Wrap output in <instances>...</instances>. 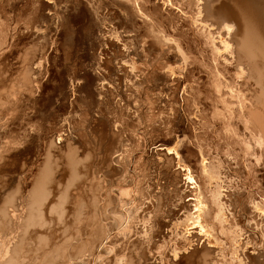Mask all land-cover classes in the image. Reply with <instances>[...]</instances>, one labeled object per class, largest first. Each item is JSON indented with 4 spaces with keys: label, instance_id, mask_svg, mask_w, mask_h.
Returning <instances> with one entry per match:
<instances>
[{
    "label": "bare ground",
    "instance_id": "bare-ground-1",
    "mask_svg": "<svg viewBox=\"0 0 264 264\" xmlns=\"http://www.w3.org/2000/svg\"><path fill=\"white\" fill-rule=\"evenodd\" d=\"M45 1H36L38 6L34 9V13L32 12L34 10L31 11L30 9V12L34 14L32 16L35 17V20L33 19L35 22L32 23L31 32L28 31L29 33H26L28 34L27 39L30 40L32 38V42L29 45L32 43L33 46L27 49L24 46L25 42L24 45H20L22 34L20 35V33L16 32L18 36H16L17 44H14V49L5 52L8 45L6 48L3 46L5 50L2 47L3 53H0V108L2 106L1 109H3L4 105L7 106L11 117H15L20 111L18 109L20 108V100L22 105H24L23 107H25L24 109L32 108L33 110L31 109V111L35 113L36 108L41 106L43 102L45 103L47 95H51L48 92L49 83L56 80L58 82L59 79L58 75L56 76L57 72L55 69V72L53 69L48 70L50 66L48 68L45 67V70H42L43 72L40 70L43 61L55 62L56 60H53L55 58L53 53H47L46 43L49 44L48 42L50 41L47 40V34L45 36L38 35L39 37L36 38L37 33L33 32V29L43 31L44 26L47 25L45 29L51 30L49 24L56 25L55 27L60 29L66 28V31H69L68 40L73 41L75 39L72 35L74 34L73 27L79 26L78 23L81 24V22L85 21L87 23L83 25L87 26L89 23L91 25L89 26L90 36L93 39L95 37L91 45V47L93 46L92 49L109 45L110 48L115 49V51L113 50L115 55H113V58L111 57V62L108 61L109 58L107 57L105 64L90 65L89 70L84 71V75L79 74L77 70L75 71L72 68L74 72L71 71V75L69 74V81L74 83L76 80L81 79L83 84L75 86L72 90V92H77L79 96L72 102L73 106L70 112H68V108L71 107H69V104L62 103L56 108L57 115H55V119H58L57 125L61 126L58 128L53 126L56 129H49L47 134L42 132L45 133V136H40V133L36 134L40 136L39 139L34 134L32 135L33 132H29L27 134L23 133V139L20 140V137H13V131L12 137L11 135V138L9 137L10 140L14 138L13 141H3L5 144L3 143V146L1 145L2 148L0 147V264H18L20 262V254L25 249V244L29 242L35 244L37 249L41 251L53 247L52 245L55 244V250L53 251V248L50 250L51 252H47L48 255L46 254V256H48V259L46 260L49 264H58L57 258L66 251L65 249L63 250V246H59L60 243L58 244L59 239L61 240L62 238H64V242H68L73 238L80 242L75 247V252L73 251L74 259L78 264L92 263L82 258L85 255L84 253L88 251L93 252V255H90L94 262L92 264H102L97 263V259H103L105 262L107 260V264H152L151 261L155 255H158V257L154 259L159 262L156 263L155 261L154 264H264V0H162L164 1L162 5H156L154 3L155 0H67L66 3H70L71 6H64L63 12L56 9L57 3H62L63 0L62 2L59 0L53 6ZM15 2L16 0H14ZM165 2L171 3L172 7L173 5L174 7L178 6V9L186 16H183L180 12H175V10L173 11L172 8L169 10V7L168 11L164 12ZM10 4L12 3L10 2L7 6H14ZM19 7L20 5L16 8L19 10ZM108 7L118 8L119 12L117 14L119 13L120 16H118L126 24L125 29L128 26L127 24L137 25L136 19H141L142 24L138 23L140 30L147 31L149 34L146 35V38L149 35V38H151V42L149 41L150 45H148V47L150 46L149 50L155 55L157 53L162 56V58L160 57L161 60L159 59L161 61L159 62L160 66L157 60H154L157 62L155 64H158L157 70L153 68L151 73L146 71V75L149 76V73L151 74L150 77L146 76V79L150 80L151 78V83H153L149 90L160 91L161 93L166 91L167 93L169 89L166 87H170L168 84L177 82L175 91H172V96H168L170 100L167 102L169 112H173L170 116H174L173 119L165 121L166 124L171 123L170 125H172L170 133L168 132L171 137L162 139L163 146L167 149L163 152L151 150V145L155 146L157 142L154 144L146 143L144 149L141 150L140 156H137L139 163L141 162L145 166L144 169L157 170L161 168L164 184L151 185L149 180L141 181L142 184L135 186V191L133 192L139 194L134 195L133 201H129L128 197L125 199L122 195V191L125 190V187L122 186L123 181L127 177H124L121 173L125 164L123 165L124 162L120 163V157L124 161L127 160L123 156L126 153L123 149L125 146V138H123L124 135L122 134L124 130L118 129L116 127L118 119L116 118V121L110 119L106 115L107 113L104 112L105 109L101 111L100 106L103 105L107 110L109 103L114 100V98H112L113 100L110 99L109 96L111 95L112 97L113 95L115 98L119 96V93L116 95L118 87L110 90L104 84L105 81H108V84H113L114 81L112 82L111 74L115 73V71H125L123 79L133 81L137 78L135 73L137 67L132 63L129 68L120 70L117 67L118 64H114L116 60L120 59L119 62H123V60H127L129 56H133L135 53L133 55L126 53L125 55L119 51L120 47L116 44L118 42L111 43L108 40L105 42L98 35L99 32L103 33L102 26L106 25L105 22L108 21L107 16L102 15L104 14V9ZM4 9L7 10L6 8ZM51 10L55 11L54 15H51L52 17L46 14L47 11L51 12ZM11 13L13 14V12ZM18 13L15 11L14 14ZM10 16L4 13L3 17V14L0 13V36L2 37L5 36L3 34H8L7 31L9 29L15 27L12 26V21L14 20L15 22V19L20 18L12 19L13 17ZM33 20L30 19V22ZM111 20L109 21L112 23L113 20ZM180 21H183L182 26L177 27L180 25L178 24ZM165 23H169L168 25L171 27L174 26L178 31L182 27H186L187 32L184 31L182 35L180 33L177 34H180L181 37L183 36L188 41L178 38L174 33L170 34L168 31L161 30L159 27H163ZM139 27L137 28L139 29ZM117 28L119 29V26ZM12 30L10 31L12 32ZM18 30L22 29L15 28L13 33L15 34V31ZM117 30L114 29L113 34H116ZM54 36L55 33L53 34V40ZM42 38L46 42L45 44L43 42L39 44ZM57 38L60 39V37ZM119 38V36L115 37L116 40ZM2 39L0 40L3 41ZM120 39H122V36ZM62 41L63 43L65 42L64 39ZM122 41H126V39ZM192 43L201 46V51L199 52H202L201 56L204 59L202 64H208L207 67L211 70L210 75L213 83L211 97L213 104L210 107L214 118L221 127L218 130L220 131V138L224 136L225 139H231L233 144L240 147V150L237 148L239 150L237 157L242 160L239 173L244 176V179L237 182L244 185V188L245 185H248L249 188H245V190L252 189V193L246 198L238 191L239 183L235 182L238 185H234L231 178L233 170L228 174L231 169L225 166L227 163L224 158L220 155L216 157L215 152L210 151L211 149L209 151L208 149L203 150L200 144L196 145L197 151H194L189 148V142L180 141L179 137L175 136L178 133L182 134L183 131L181 129L186 120L181 115L183 111L181 112V109L176 108L175 104L186 103L184 106L187 108V112H189L191 107L198 106L197 100L199 99L196 95H199V88L193 87L191 90H194V92H190V95L192 94L191 97L183 98V102L179 95L184 84L190 82L189 76L191 73H188V75L187 72L191 69L188 70L187 68L194 63L195 58L191 62V56L196 53L193 52L191 54ZM134 44L136 46L135 42ZM49 45L51 46L52 44ZM59 45L57 46L59 47ZM20 46L21 48L24 47L22 50H25L22 51ZM50 46L49 48H51ZM53 48H56V46ZM72 49L75 48H71V54ZM20 51L24 53L22 54ZM58 54L60 55V53ZM108 54L110 56V53ZM139 54H142V52ZM101 55L104 56V54ZM105 55L107 54L105 53ZM65 57L63 56V58ZM153 57L154 55L151 56V58ZM59 58L62 59V56ZM72 59L67 61L71 62ZM67 61L65 62L67 63ZM137 62H140L138 58ZM62 63L64 64V62ZM110 63L113 65H110ZM145 63L147 62L145 61ZM2 64L8 65L4 66ZM9 64L12 65L9 66ZM48 64L50 65V63ZM74 64H77V62ZM177 64H180L184 71L187 69V72L184 73L179 68L174 67ZM35 65H38V67L34 69ZM119 67L121 68L122 66ZM159 70L165 71V74H159ZM176 74H183L185 78L173 80L172 76ZM117 76L119 75L117 74ZM45 78H47L46 81H44ZM70 82L69 84L72 86L73 84ZM57 84L62 85V88L65 87V89L70 86L67 84V79L66 83L62 81V83ZM114 85L117 84L115 83ZM53 87L52 90L54 91ZM120 88L122 89V86ZM74 97L72 96V98ZM50 98L49 102L51 101L53 104L55 100L52 102L53 98ZM128 104L130 105V103ZM46 107L48 106L46 105ZM43 109H41V112ZM28 111L26 112L27 114L29 113ZM46 111L48 112V110ZM45 112H42L41 115L44 116L43 113ZM199 112L201 113V111ZM20 113L18 118L25 114L21 113L22 115L20 116ZM116 115L118 116V114ZM34 118L36 119V117ZM20 120H17L19 125L22 123ZM0 125H4L3 128L7 126L5 121L2 123L1 112ZM15 125L19 127L18 124ZM37 125L33 129L36 133L40 131L39 127L41 126L38 125L39 127H37ZM42 126L44 127V124ZM3 128L1 129L3 130ZM122 128L124 127L122 126ZM27 130L25 129V131ZM183 130L182 136L188 133L187 128ZM62 132H66L67 136H64ZM40 139L42 140L41 148L38 147L39 149L36 151L31 144L35 140L38 141ZM35 145H38V143ZM173 149L176 152L174 155H170L169 153ZM228 151L229 156L234 152V150ZM42 153H44L43 162H41ZM180 154L181 156L178 157ZM233 155H236V153ZM158 156L162 157L163 160L158 161L156 158ZM206 159L218 160L219 164L213 162L207 164L205 163ZM179 165L187 168V173H184L180 168L177 169ZM233 174H236L239 179L238 173ZM66 176H69L67 183L64 181ZM194 179L198 180V186L195 189H189L194 183L188 181ZM124 182L127 183L126 181ZM225 188L229 193H225ZM233 189H235L233 192L230 191ZM245 190L243 191L245 192ZM115 192H118V194H115ZM190 197H193L194 201L188 203L186 200ZM26 208L28 212L22 211L26 215L22 214L23 218H21L20 211ZM169 209H173L172 213H169ZM53 214H56L57 217L52 219L50 217ZM60 225L63 228L62 226L61 228H55ZM191 227H195L196 233L192 231ZM160 228L164 232L160 233L165 234V237L157 242L155 234ZM191 231L195 234H191ZM20 232H22V235H20ZM157 233L159 238V232ZM167 237L169 238L165 239L167 241L162 240ZM195 241L197 242L196 246L194 245ZM211 244H214L216 248L212 247ZM32 250L34 251L35 249ZM30 252L28 250L27 253ZM34 252L36 253V251ZM110 255L111 257H107ZM23 256L25 255L23 254ZM23 256L21 255V257ZM33 256L31 255L30 258Z\"/></svg>",
    "mask_w": 264,
    "mask_h": 264
},
{
    "label": "rangeland",
    "instance_id": "rangeland-1",
    "mask_svg": "<svg viewBox=\"0 0 264 264\" xmlns=\"http://www.w3.org/2000/svg\"><path fill=\"white\" fill-rule=\"evenodd\" d=\"M33 1V2H32ZM36 1H38V0H30L29 2H28V0L26 1V0H16V2L14 3V0H0V7H1V9H0V13L1 14H3V17H4V13H5V15H6V13H7V15L8 16H10L12 13L11 12H13V14L10 16V17H13L12 19H15V18H18V17H20V18H18V19H15V22H14V20L12 21L13 23H12V26H15V27H12L11 29H9L8 31H10V30H15V28H17V29H22V30H18V31H15V34L13 33L14 31L12 30V32L10 31V32H8L7 31V33L8 34H6L5 33V31H4V33L5 34H3V35H5L4 37H2V36H0V39H2L3 41H1L0 42V50L2 51H0V53H3V48L5 47H7V45H8V47H7V49H6V51L5 52H7V50H9L10 51V49L12 50V49H14V47H15V45L14 44H17L16 43V36H18L17 35V33L19 34L20 33V35H21V37H20V45H24V42H25V48H27V49H29V48H31L33 45H32V43H31V45H29L30 44V42H32V38L29 40V39H27L28 38V34L26 33V32H31V30H32V26H33V24L32 23H34L35 21V17H33L34 16V14H32V12L34 13L35 12V10L34 9H36L37 8V6H38V4H37V2ZM45 1V0H44ZM50 1H52V0H46L45 2L46 3H49L51 6H53V5H55L57 2H59V0H54V1H52V2H50ZM66 1L67 0H63V2H62V0H60V2H62V3H57V6H56V9H57V11H61L62 10V12L64 11V8L66 7V6H71V4L70 3H66ZM71 1V0H70ZM72 1H74V0H72ZM106 1V0H105ZM141 1V0H140ZM161 1V2H160ZM159 2H158V0H155V4L156 5H162L163 4V2L164 1H162V0H160ZM12 3L14 6L12 7V6H9L10 8H11V10H9L10 8L7 6L9 3ZM18 2V3H17ZM30 2H32V3H30ZM36 2V3H35ZM4 3H7V4H4ZM17 3V4H16ZM27 3V4H26ZM52 3V4H51ZM54 3V4H53ZM158 3V4H157ZM4 4V5H3ZM12 4H10V5H12ZM16 4V5H15ZM29 4V5H28ZM31 4H33V5H31ZM35 4V5H34ZM165 4V8H163V11L164 12H167L168 11V7H169V10H171V8H172V10L174 11L175 10V12H180V13H182L181 11H180V9H178V6H176V7H174V5H173V7H172V4L171 3H164ZM3 5V6H2ZM18 5H20V7H19V10H18V8H16V7H18ZM27 5V6H26ZM61 5V6H60ZM171 5V6H170ZM24 6H26V7H24ZM28 6H29V8H28ZM34 8H33V7ZM65 6V7H64ZM3 7V8H2ZM4 8H6L7 10H5ZM9 8V9H8ZM12 8H14L13 10H15V11H17V13L20 11V13H18V14H14L15 13V11H13L12 10ZM28 8V9H27ZM115 8H117V7H108V8H105L104 9V11H103V13L104 14H102V15H106L107 16V19H108V21H106L105 22V24L106 25H103L102 26V28H103V33H98V35L101 37V39H103L105 42H107V40H108V42H118V43H116V44H118V47H120V49H119V51L121 52V53H124L125 55H126V53L127 54H129V55H133L134 53V55L133 56H129L128 58H127V60H123V62L122 61H120L119 62V60H116V62L114 63V64H118V68L121 70L122 68H129L130 66H131V64L132 63H134L135 65H136V67H137V69L135 70V73H136V75H137V78L136 79H134L133 81H129V79H123V74H124V72L125 71H115V73L113 72L112 74H111V76H112V82H113V84L112 83H109L108 84V81H105L104 82V84L105 85H107V87H108V89H110V90H113V89H115V87H118V92L116 93V95L119 93V96H117L116 98L115 97H113V95H112V97H111V95L109 96V98L110 99H112V98H114V100L112 101L113 102V106L111 105V103H109V106H108V109L106 110V108L103 106V105H101L100 106V108H101V111H103L104 109V112L105 113H107L106 115L110 118V119H113V120H117V123H116V127L118 128V129H120V130H124L123 131V138H125L124 140H125V146H124V150L126 151V153L123 155L125 158H127V162L126 161H124L123 159H122V157H120V159H121V164L123 163V165L126 167H124V169L122 168V171H121V173H122V175H124V177H126V179L124 178V181H126L127 183H125L124 181H123V187H125L124 189V191H122V195L124 196V198L126 199L127 197L129 198V201H133V199H134V195L135 194H139V193H137V192H133V191H135L134 189H135V186H138V185H140V184H142V182L143 181H148L149 180V182L151 183V185H160V184H164V181H163V174H162V171H161V168H159V169H154V170H151V169H144L145 168V166L144 165H142L141 164V162L139 163V160H138V158H137V156H140V154L142 153L141 152V150L142 149H144V145L146 144V143H150V144H154V143H156L157 142V144H155V146L154 145H151V150H158V151H165L167 148L165 147V146H163V142H162V139H165L166 137L167 138H170L171 137V134L169 135L168 134V132L170 133V131H171V129H172V125H170L171 123H167L166 124V120H168V119H173L174 118V116L173 117H171L170 116V114H172L173 112H169V110H168V108H167V102L170 100L169 99V97L168 96H172L171 94H172V91H175V87L177 86V82H170L168 85H170V87L168 86V87H166V88H168L169 90L167 91V93H166V91H164L163 93H161L160 91H151V90H149V88L150 87H152V85H153V83H151L152 82V79L150 78V80L148 79H146V76H148V75H146V71H150V73L153 71V68L154 69H156L157 70V67H158V64H159V62H161L160 60H161V58H162V56H159V54H157L156 53V55H155V53H153L152 51H150L149 50V47H148V45H150V42H151V38H149V36H147V38H146V35H148L149 33H147V31L145 32V30H140V27L138 26V23L139 24H142L141 22V19H139V18H137L136 19V22H137V25L135 24L134 26L133 25H130V24H127L128 26H126V29H125V25L126 24H124V22L122 21V19L119 17L120 15H119V13L117 14V12H119V10H118V8L117 9H115ZM176 8V9H175ZM3 9V10H2ZM17 9V10H16ZM30 9H31V11L32 10H34V11H32V12H30ZM114 9V10H113ZM5 10V11H4ZM118 10V11H117ZM177 10V11H176ZM1 11H3V12H1ZM7 11V12H6ZM22 11V12H21ZM27 11H28V14H27ZM53 11V12H52ZM110 12V13H109ZM112 12V13H111ZM115 12V13H114ZM25 13V14H24ZM30 13H31V15H30ZM54 13H55V11L54 10H51V12L50 11H47V15H49L50 17H52L53 15H54ZM117 14V15H116ZM15 17H14V16ZM18 15H20V16H18ZM30 15V16H29ZM33 15V16H32ZM52 15V16H51ZM113 15V16H112ZM119 15V16H118ZM122 15V14H121ZM182 15L184 16L185 14L184 13H182ZM17 16V17H16ZM27 16H28V19H27ZM112 16V17H111ZM186 16V15H185ZM188 16V15H187ZM30 17V18H29ZM32 17V18H31ZM113 17H114V19H113ZM111 18H112V20H111ZM30 19L31 20H33V21H31L30 22ZM117 19V20H116ZM120 19H121V21H120ZM143 19H146V18H143ZM27 20H29L28 22H27ZM109 20H111L112 21V23L109 21ZM139 20V21H138ZM183 20V19H182ZM16 21H17V23H16ZM120 21V22H119ZM117 22V23H116ZM123 22V23H122ZM31 23V24H30ZM87 22H81V24L80 23H78V25L79 26H74L73 27V31H74V34H72L73 36H74V38L75 39H73V41L71 40V41H69L68 40V33H69V31H66V28L64 29V28H57V27H55L56 25H52V24H49L50 25V28H51V30H46L45 29V27L47 26V25H45L44 26V28H43V31L42 30H40V31H36V29H33V32L35 31V33H37V35H36V38L37 37H39L40 35L41 36H45L46 34V37L48 38L47 40L49 41L48 43L49 44H52L51 46L49 45V44H47L44 40H43V38L42 39H40L41 41L39 42V44L40 43H46V50L48 49V54L49 53H53L54 54V61L56 62H53V61H51V62H48V61H43V64H42V66H41V71L43 70H45V67H49L48 68V70H52L53 69V71L55 72V70H56V72L58 73H56V76L58 75V82H56V81H52L51 83H49V85H48V87H50L49 88V90H48V92H49V94H51V95H47V99H46V101H45V103L43 102V104H44V106H43V104L41 105V106H39V107H37L36 108V112H35V109H34V112L36 113H33L32 111H31V109L32 108H30V109H24L25 107H23L24 105H22V101L20 100V108H18L20 111H21V113H25L24 115H22L21 113H20V111L16 114L17 115V118H18V115H19V113H20V116L22 115V117H20V118H16V115H15V113H14V115H15V117H11V114H10V112L7 110L8 109V107L7 106H3V109H1L2 108V106H1V110H0V112H1V114H2V123L5 121V123H6V127L5 128H3L4 127V125H0V126H2L1 128H3V130L0 128V138L4 135V137H2L1 139H0V147L2 148V146H3V143L4 142H11V141H13V139L12 140H10V138L12 137V134H13V131H14V134H13V137L15 136H17V137H20V140L21 139H23V136L22 135H24V134H27V133H32V135L34 134L35 135V137H38V139H39V137L40 136H42V135H44L45 136V133L47 134L49 131V129H54L55 127H59V126H61V125H57V123H58V119L56 118L55 119V115H57L56 114V108L57 107H59L62 103L63 104H69V107L70 108H68V112H70L71 111V108H72V102H74L75 100H76V98L79 96V94L77 93V92H72V90L74 89V87L75 86H80V85H82L83 84V80H81V79H79V80H76L74 83H71L70 81H69V76L71 75V73L72 72H74V70L76 71L77 70V72H79V74H81V75H84V71L85 70H89V66L90 65H92V64H98V63H100V64H105L106 62H107V59H108V61L109 62H111V60H112V58H113V55H115L114 54V51H115V49L114 48H110L109 47V45H103V46H101L100 48H97V47H95L94 49H92V47H91V45L93 44V40L95 39V37H94V39L90 36V33H89V26H91V25H89V23L87 24V26L85 25H83V24H86ZM121 23V24H120ZM182 23H183V21H180L178 24H180L179 26H177V27H181L182 26ZM16 24V25H15ZM24 24V25H23ZM115 24V25H114ZM120 24V25H119ZM169 23H165L164 24V26L166 25V27H159L161 30H165V31H168V33H170V34H172V33H174V35L175 36H178V38H182V39H185L186 41H188L186 38H184L183 36L181 37V35L183 34V32L184 31H186L187 32V28L185 27V28H183L182 27V29H183V31H182V29L180 30L179 29V31L178 30H176V28H174V26H169L168 25ZM177 24V25H178ZM26 25H28L27 26V28H25L26 27ZM29 25H30V27H29ZM109 25V26H108ZM111 25V26H110ZM124 25V26H123ZM17 26V27H16ZM84 26V27H83ZM116 26V27H115ZM119 26V29L117 28ZM122 26V27H121ZM167 26H168V28H167ZM20 27V28H19ZM76 27V28H75ZM86 27V28H85ZM107 27V28H106ZM109 27V28H108ZM137 27H139V29L137 28ZM171 27V28H170ZM29 28V29H28ZM82 28V29H81ZM163 28V29H162ZM167 28V29H166ZM27 31H26V30ZM77 29V30H76ZM81 29V30H80ZM117 30V33L116 34H113V30ZM129 29H130V31H129ZM169 29V30H168ZM172 29V30H171ZM54 30H56V31H54ZM138 30H140V31H138ZM50 31H52V32H50ZM62 33H61V32ZM78 31V32H77ZM106 31V32H105ZM109 31V32H108ZM132 31V32H131ZM143 31V32H142ZM171 31V32H170ZM175 31H178V32H175ZM1 32V31H0ZM17 32V33H16ZM28 32V33H29ZM49 32V33H48ZM64 32H65V34H64ZM77 32V33H76ZM182 32V33H181ZM26 35H25V34ZM39 33V34H38ZM41 33V34H40ZM55 33V36H54V40H53V34ZM73 33V32H72ZM76 33V34H75ZM81 35H80V34ZM111 33V34H110ZM115 33V32H114ZM131 33V34H130ZM146 33V34H145ZM167 33V32H166ZM177 33H180V34H176ZM1 34V33H0ZM12 34V35H11ZM51 34V35H50ZM59 34V35H58ZM61 34V35H60ZM67 34V35H66ZM125 34V35H124ZM144 34V35H143ZM8 35H9V37H8ZM14 35V36H13ZM24 35H25V37H24ZM39 35V36H38ZM62 35H64V36H62ZM77 37H76V36ZM83 35V36H82ZM89 35V36H88ZM102 35V36H101ZM110 35V36H109ZM137 35V36H136ZM141 35V36H140ZM23 36V37H22ZM27 36V37H26ZM73 36H71V37H73ZM116 36H119L120 38H121V36H122V39H115V37ZM130 36V37H129ZM133 36V37H132ZM140 36V37H139ZM145 38H144V37ZM2 37V38H1ZM57 37H60V39L59 38H57ZM132 37V38H131ZM136 39H135V38ZM141 37H143V38H141ZM25 38V39H24ZM34 38H35V36H34ZM57 38V39H56ZM79 38V39H78ZM91 38H92V40H91ZM149 38V39H148ZM8 39V40H7ZM12 39V40H11ZM56 39V40H55ZM59 39V40H58ZM64 39V41L66 42H64L63 43V40ZM66 39V40H65ZM76 39H78V41H76ZM126 39V41H122V40H125ZM132 39V40H131ZM142 39V40H141ZM22 40H23V42H22ZM35 40V39H34ZM76 42H75V41ZM82 40V41H81ZM87 40V41H86ZM111 40V41H110ZM141 40V41H140ZM18 41V40H17ZM54 41V42H53ZM61 41V43H59ZM130 41V42H129ZM150 41V42H149ZM7 42V43H6ZM28 42V43H27ZM51 42V43H50ZM57 42V43H56ZM74 42V43H73ZM122 42V43H121ZM125 43V45H124V43ZM134 42L136 43V46H138L137 48H136V46H135V44H134ZM144 42V43H143ZM5 43V44H4ZM13 45H12V44ZM34 43H35V41H34ZM90 43V44H89ZM139 43V44H138ZM143 43V44H142ZM149 43V44H148ZM56 44V45H55ZM60 44V45H59ZM65 46V48H64V46ZM77 44V45H76ZM122 46H120V45ZM128 44V45H127ZM131 44V45H130ZM133 44V45H132ZM6 45V46H5ZM57 45H59V47L57 46ZM63 47H62V46ZM70 45V46H69ZM4 46V47H3ZM14 46V47H13ZM27 46V47H26ZM29 46V47H28ZM49 46L51 47V48H49ZM54 46H56V48H53ZM67 46V47H66ZM74 46V47H73ZM76 46V47H75ZM130 46H132V47H130ZM140 46V47H139ZM197 46V47H196ZM3 47V48H2ZM13 47V48H12ZM58 47V48H57ZM75 48V49H72L73 51H74V53H73V51H72V54H71V48ZM105 47V48H104ZM134 47V48H133ZM146 47V48H145ZM5 48H4V50H5ZM22 48H24V47H22ZM22 48H21V46H20V49L22 50ZM104 48V49H103ZM141 48V49H140ZM146 49V51H145V49ZM148 48V49H147ZM194 48V49H193ZM196 48H197V50H196ZM53 49V50H52ZM59 49H64L63 51H61V50H59ZM101 49V50H100ZM107 49H108V51H107ZM110 49V50H109ZM136 49V50H135ZM140 49V50H139ZM25 50V49H24ZM24 50H22V51H24ZM50 50V51H49ZM68 50V51H67ZM69 50H70V52H69ZM89 50V51H88ZM112 50V51H111ZM114 50V51H113ZM126 50H128L127 52H126ZM145 52H144V51ZM193 50V51H192ZM22 51H20L22 54L24 53V52H22ZM27 51V50H26ZM55 51V52H54ZM60 51V52H59ZM94 51V52H93ZM103 51V52H102ZM104 51H106V52H104ZM136 51V52H135ZM148 51V52H147ZM199 51H201V46H198V44H195V43H192L191 44V54H193V52H196L195 54H194V56H191L192 57V59H191V62L192 61H194L193 59L195 58V61H194V63H192V65L190 64L189 65V67L187 68L188 70H190L189 72H187V69L184 71V68H181V65L180 64H177V65H175L174 67H176V68H179V70H181V71H183L184 73H186L187 72V74L189 73H191V75L189 76V79H190V82H187L186 84H184V86H183V88H182V91H180V93H179V95L181 96V100H182V102H183V98H187V97H191V95H190V92H194V90H191L193 87H195V88H199V95L197 94L196 96H197V98L200 100H197V103H198V106H196L197 107V109H196V107H191L190 108V110H189V112H187V108H185V106L184 105H186V103H184L183 102V104L181 103L180 105L179 104H175V107L176 108H178L179 110L181 109V112L183 111V113L181 114V115H183V117H184V119H186L185 120V124H183V128L181 129V131H183L184 132V130L183 129H186L187 128V130H188V133L187 134H184L183 136H182V134H183V132H182V134H180V133H178V134H176L175 136H178L179 137V139H180V141H186V142H189L188 143V146H189V148L190 149H192V150H194V151H197V146L196 145H201V147H202V149L203 150H207L208 149V151L210 150V151H214L215 152V155H216V157H218V155H220L222 158H224V160L226 161V163L228 164H226L225 166L226 167H230V169L231 170H229V172H228V174H230L231 172H232V170H233V172L231 173V175L232 176H234V177H232L231 175V178H232V180H233V183H234V185L235 186H237L238 184H236L235 182H237V181H239V180H242V179H244V176L242 175V174H240L239 172H240V163H242L241 161V159H240V157H237V153H239V150H240V147L239 146H237L236 144H233L231 141V139H225L224 138V136H222L221 138H220V131H218V130H220V126H219V123H218V121L214 118V116H213V113H212V110H211V105L213 104V102H212V97H211V93H212V91H213V83H212V79H211V75H210V72H211V70H210V68H208L207 66H208V64H202L203 62H204V59H203V57L201 56V54H202V52H199ZM66 52V53H65ZM68 52V53H67ZM90 52V53H89ZM113 52V53H112ZM117 52V51H116ZM115 52V53H116ZM138 52V53H137ZM142 52V54H139V53H141ZM149 52H151V53H149ZM56 53V54H55ZM57 53H60V55L58 56L57 55ZM62 53H63V55H62ZM100 53V54H99ZM105 53L107 54V55H105ZM108 53H110V56H109V54ZM130 53H132V54H130ZM137 53V54H136ZM69 55V56H67V55ZM71 54V55H70ZM101 54H104V56H102ZM146 54V55H145ZM197 54H199V55H197ZM136 55V56H135ZM149 55H154V57L153 58H151V56H149ZM58 56V57H57ZM60 56H62V59L64 60V61H60V60H62L61 58H59ZM63 56L65 57V58H63ZM139 56H141V57H139ZM144 56V57H143ZM156 56V57H155ZM198 56V57H197ZM68 57V58H67ZM70 57V58H69ZM90 57V58H89ZM103 57V58H102ZM105 57V58H104ZM108 57V58H107ZM112 57V58H111ZM161 57V58H160ZM73 58V59H72ZM83 58V59H82ZM111 58V59H110ZM137 58H138V61H140V62H137ZM142 58H144V59H142ZM199 60H198V59ZM58 59V60H57ZM66 59V60H65ZM70 59H72L71 60V62H69V61H67V60H70ZM160 59V60H159ZM77 60V61H76ZM157 60V62H158V64H155V63H157V62H155V61ZM65 61H67V63L65 62ZM97 61V62H96ZM145 61L147 62V63H145ZM148 61H150V62H148ZM197 61V62H196ZM202 61V62H201ZM45 62V63H44ZM47 62V63H46ZM58 62H60V63H58ZM62 62H64V64L62 63ZM70 64H69V63ZM77 62V64H74V63H76ZM105 62V63H104ZM153 62V63H152ZM48 63H50V65L48 64ZM55 63V65H53ZM80 63V64H79ZM141 63H143V64H141ZM149 63V64H148ZM197 63H199V64H197ZM47 64V65H46ZM121 64V65H120ZM155 64V65H154ZM2 65H4V66H6V65H8V64H2ZM10 65H12V64H9V66ZM110 65H113V64H111L110 63ZM21 66V65H20ZM65 68H63V67ZM88 66V67H87ZM119 66H122L121 68L119 67ZM124 66V67H123ZM156 66V67H155ZM159 66H160V64H159ZM201 66V67H200ZM38 67V65H35L34 66V69L35 68H37ZM56 67V68H55ZM195 67V68H194ZM61 68H63V69H61ZM74 70H73V69ZM141 68V69H140ZM149 70H148V69ZM55 69V70H54ZM58 69H60V70H58ZM62 70H65V71H62ZM106 70V69H105ZM122 70H124V69H122ZM42 71V72H43ZM60 71H62V72H60ZM67 71V73H65ZM72 71V72H71ZM192 71V72H191ZM59 72H60V74H59ZM104 72V71H103ZM107 73H108V71H106ZM119 72V73H118ZM121 72H123V73H121ZM63 73V74H62ZM99 73V72H98ZM149 73V76L148 77H150V74ZM159 74H161V75H164L165 74V71H163V70H159V72H158ZM195 73H196V75H195ZM200 73V74H199ZM70 74V75H69ZM117 74L119 75V76H117ZM122 74V75H121ZM186 74V75H187ZM188 74V75H189ZM62 75V76H61ZM114 75V76H113ZM116 75V76H115ZM121 75V76H120ZM208 75V76H207ZM210 75V76H209ZM176 76V77H175ZM118 77H119V79H118ZM122 78V80H121V78ZM152 77V76H151ZM191 77H192V79H191ZM201 77H202V79H201ZM209 77V78H208ZM47 78H48V76H47ZM47 78H45V80L44 81H46V79ZM67 79V84H69V82L71 83V84H73L72 86L70 85L68 88H66L65 89V87L64 88H62V85H60V84H57V83H62V81L64 82V83H66V79ZM115 78V79H114ZM185 78V76L182 74V75H180V74H176V75H174V76H172V79L173 80H177V79H184ZM188 78V77H187ZM63 79H65V80H63ZM195 79V80H194ZM62 80V81H61ZM118 80H121V81H118ZM59 81H61V82H59ZM69 81V82H68ZM117 81V82H116ZM198 81V82H197ZM204 81V82H203ZM210 81H211V83H210ZM55 82V83H54ZM78 82V83H77ZM118 82H120V83H118ZM136 83V84H134V83ZM192 82V83H191ZM45 83V82H44ZM117 84V85H114V84ZM123 85H122V84ZM126 83H128V84H126ZM133 83V84H132ZM207 83V84H206ZM46 84H47V82H46ZM51 84V85H50ZM78 84V85H77ZM120 84V85H119ZM58 85L60 86L59 88H58ZM52 86H56L55 88L53 87V89H54V91L52 90ZM122 86V89L120 88ZM190 88V89H189ZM205 88V89H204ZM61 89V90H60ZM64 89V90H63ZM70 89V90H69ZM50 90H51V92H50ZM57 90H58V93H57ZM53 91V92H52ZM121 91V92H120ZM148 91H149V93H148ZM189 91V92H188ZM153 92V93H152ZM63 93V95H61V94ZM67 93V94H66ZM75 93V95H73V94ZM166 93V94H165ZM53 94V95H52ZM56 94H58V95H56ZM77 94V95H76ZM149 94H150V97H149ZM56 97H55V96ZM124 95V96H123ZM165 95V96H164ZM167 95V96H166ZM210 95V96H209ZM51 96H53V97H51ZM72 96L74 97V98H72ZM153 96V97H152ZM53 98L52 99V102H54V100H55V102L52 104L51 103V101L49 102V98ZM56 99H55V98ZM59 97V98H58ZM126 97V98H125ZM152 97V98H151ZM193 97V96H192ZM50 98V99H51ZM122 98H124V99H122ZM154 98V99H153ZM171 98V97H170ZM206 98V99H205ZM211 98V99H210ZM70 99V100H69ZM72 99V100H71ZM159 99V100H158ZM119 100V101H118ZM205 100V101H204ZM151 101V102H150ZM153 101H154V103H153ZM162 101V102H161ZM164 101V102H163ZM199 101V102H198ZM48 102V103H47ZM66 102H68V103H66ZM149 102V103H148ZM160 102V103H159ZM47 103V104H46ZM52 104L51 106H50V104ZM116 103V104H115ZM127 103V104H126ZM128 103H130V105L128 104ZM147 103H148V105H147ZM153 103V104H152ZM158 103V104H157ZM163 103V105H161ZM165 103V104H164ZM200 103H202V104H200ZM210 105H209V104ZM59 104V105H58ZM118 104H120L121 105V109H120V105H118ZM155 104H156V106H155ZM200 104V105H199ZM208 104V105H207ZM48 106V107H46V108H48V109H46L45 108V106ZM150 105V106H149ZM158 105V106H157ZM166 105V106H165ZM202 105H204V106H202ZM205 105H206V107H205ZM110 106H112V107H110ZM117 106H118V108H117ZM162 106V107H161ZM49 107H51V108H49ZM151 107H152V109H151ZM157 108V110H156V108ZM161 107V108H160ZM166 107V108H165ZM182 107H184L183 109H182ZM205 107V108H204ZM40 110H39V109ZM42 108H44L43 110H42V112H45V110H48V112H49V115H48V112L46 111L45 113H43L44 114V116H46V117H44L43 115H41L42 114V112H41V109ZM114 108V109H113ZM159 108V109H158ZM209 108V109H208ZM26 110L25 112H22V111H24V110ZM205 109V110H204ZM208 111H207V110ZM3 110V111H2ZM29 110V111H28ZM33 110V109H32ZM39 112H38V111ZM79 110H80V108H79ZM109 110V111H108ZM115 110V111H114ZM121 110V111H120ZM160 110V111H159ZM202 110H203V112H202ZM29 112L28 114L30 115H28L26 112ZM81 111H82V108H81ZM156 111V112H155ZM199 111H201V113L199 112ZM210 111V112H209ZM31 112V113H30ZM115 112V113H114ZM3 113H5V114H3ZM63 113V112H62ZM111 113V114H110ZM164 113V114H163ZM189 113H192V114H189ZM32 114H34L33 115V117H31V115ZM109 114V115H108ZM116 114H118V116L116 115ZM134 114V115H133ZM168 114V115H167ZM4 115V116H3ZM13 115V116H14ZM26 115V116H25ZM41 115V116H40ZM156 115H157V117H156ZM159 115V116H158ZM28 116V117H27ZM38 116H40V117H38ZM43 116V117H42ZM49 116V117H48ZM130 116V117H129ZM154 116V117H153ZM169 116V117H168ZM177 116V115H176ZM210 116V117H209ZM7 119H6V118ZM24 117V118H23ZM34 117H36V119L34 118ZM38 117V118H37ZM51 117V118H50ZM113 117V118H112ZM14 118H15V121H14ZM29 118V119H28ZM40 118V119H39ZM117 118V119H116ZM157 118V119H156ZM5 119V120H4ZM20 119H22V120H20ZM35 119V120H34ZM39 119V120H38ZM45 119H46V121H45ZM17 120H20V121H22V125L20 124L19 125V121H17ZM125 120V121H124ZM156 120V121H155ZM164 120V121H163ZM212 120V121H211ZM7 121H8V123H7ZM31 123H30V122ZM36 121V122H35ZM47 121H49V122H47ZM119 121V122H118ZM217 121V122H216ZM17 122V123H16ZM39 122V123H38ZM209 122V123H208ZM28 123V124H27ZM30 123V124H29ZM41 123V124H40ZM162 123V124H161ZM198 123V124H197ZM212 123V124H211ZM14 124V125H13ZM15 124H18L19 125V127H22V128H19L17 125H15ZM25 124H27V125H25ZM36 124H38L37 125V127H39V129H40V131L38 132V133H36L33 129H35L34 127H36ZM44 124V127L42 126ZM51 124H52V126H51ZM121 124V125H120ZM195 124V125H194ZM32 125H34V126H32ZM49 125V126H48ZM15 126V127H14ZM17 126V127H16ZM25 126V127H24ZM53 126H55L54 128H53ZM122 126L124 127V128H122ZM46 127V128H45ZM49 127H51V128H49ZM120 127V128H119ZM191 129H190V128ZM214 127H216V128H214ZM10 130H9V129ZM12 128H13V130H12ZM28 129L27 131H25V129ZM46 129V131H45V129ZM20 129H24L23 131L22 130H20ZM56 129V128H55ZM8 130V131H7ZM29 130H31V131H29ZM42 130V131H41ZM152 130V131H151ZM161 130V131H160ZM169 130V131H168ZM10 131V132H9ZM191 131V132H190ZM5 132H6V134H5ZM8 132V133H7ZM42 132H45V133H42ZM216 132H217V134H216ZM11 133V134H10ZM22 133V134H21ZM24 133V134H23ZM40 133V134H39ZM42 133V134H41ZM16 134V135H15ZM21 134V135H20ZM36 134H39V135H36ZM62 134L64 135V136H67V133L66 132H62ZM66 134V135H65ZM192 134V135H191ZM10 135H11V137H10ZM169 135V136H168ZM201 135V136H200ZM10 137V138H9ZM173 137V136H172ZM205 139H204V138ZM166 138V139H167ZM197 138H199V139H197ZM200 138H201V141H200ZM218 138V139H217ZM7 139H8V141H7ZM146 139V140H145ZM203 139V140H202ZM36 140H37V138H36ZM34 141L31 145H32V147L34 148V150H38L39 148H41L40 146H41V139L40 140H38V141ZM4 141V142H3ZM129 141V142H128ZM145 141V142H144ZM200 143H199V142ZM38 143V145H35V144H37ZM39 142H40V144H39ZM198 142V143H197ZM135 143H136V145H135ZM140 143V144H139ZM195 143V144H194ZM229 143V144H228ZM5 144V143H4ZM223 144V145H222ZM2 145V146H1ZM34 145V146H33ZM127 145V146H126ZM220 145V146H219ZM222 145V146H221ZM153 146V147H152ZM232 146V147H231ZM39 147V148H38ZM0 148V149H1ZM237 148H239V150L237 149ZM228 150H234V152L232 153V155H230L229 156V154H228ZM236 151V152H235ZM238 151V152H237ZM139 152V153H138ZM175 149H173V150H171L170 151V155H174L175 154ZM132 153V154H131ZM236 153V155H233V154H235ZM43 154L44 153H42V158H41V162H43V159H44V157H43ZM127 156V157H126ZM181 156V154L178 156V157H180ZM226 156V157H225ZM232 157H234V158H232ZM157 158V160L158 161H161V160H163L162 159V157H160V156H158V157H156ZM155 158V159H156ZM226 158H228V159H226ZM213 159H206L205 160V163H207V164H211L212 162L213 163H216V164H219V162H218V160H216V161H212ZM235 160V161H234ZM237 161V162H236ZM40 162V163H41ZM138 162V163H137ZM239 163V164H238ZM238 164V165H237ZM140 165V166H139ZM139 166V167H138ZM20 167H21V165H20ZM143 167V168H142ZM181 169L182 171H184V173H187L186 172V170H187V168H185V167H182L181 165H179L178 166V168L177 169ZM124 171H125V173H124ZM128 171V172H127ZM235 171V172H234ZM21 172V171H20ZM124 173V174H123ZM128 173V174H127ZM233 173H238L239 174V179H238V176H236V174H233ZM146 176H145V175ZM237 174V175H238ZM241 175V176H240ZM142 176V177H141ZM236 176V177H235ZM240 177H242L241 179H240ZM69 178V176H66V178H65V182L67 183V179ZM127 178H129V179H127ZM237 178V179H236ZM139 179H140V181H139ZM184 179H185V177H184ZM21 180V179H20ZM128 180V181H127ZM158 180V181H157ZM142 181V182H141ZM155 181V182H154ZM157 181V182H156ZM198 181V180H197ZM196 181V179H194V180H189L188 182H190V183H194V185H191L190 186V188L189 189H195L197 186H198V182ZM218 181V180H217ZM216 181V182H217ZM219 182V181H218ZM221 182V181H220ZM137 183V184H136ZM145 183V182H144ZM237 183H239V185L238 186H240L239 187V192L241 193V194H243V196L246 198V196H248L250 193H252L251 191H252V189H249V190H245V188H249V186L248 185H245V188H244V185H242L240 182H237ZM125 184V185H124ZM133 186V187H132ZM247 186V187H246ZM241 187H243V188H241ZM126 188H128L127 189V191H126ZM129 188H131V189H133V190H131V189H129ZM241 188V189H240ZM129 190H131V191H129ZM235 189H233V190H230V191H234ZM243 190H245V192L243 191ZM188 191V190H187ZM224 191H225V193H229V191L225 188L224 189ZM132 192V193H131ZM237 192V191H236ZM128 193V194H127ZM131 193V194H130ZM115 194H118V192H115ZM133 194V195H132ZM247 194V195H246ZM126 195V196H125ZM129 195V196H128ZM133 197V198H132ZM263 199V198H262ZM188 203L189 202H191V201H194V199H193V197H190V198H187V200H186ZM21 208V207H20ZM21 210V209H20ZM25 212V213H27L28 212V210H27V208L24 210V209H22L20 212V216H21V218H23L22 217V214H24L23 212ZM169 213H172V211H173V209H169ZM24 215H26V214H24ZM54 215H56V214H53V216L52 217H50V218H56L57 217V215L56 216H54ZM21 218H20V220H21ZM22 221V220H21ZM61 226L62 225H60V226H56L55 228H61ZM62 228H63V226H62ZM80 228V227H79ZM79 228H77L78 230H79ZM192 228V231H195L194 229H195V227H191ZM191 231V234L193 233ZM74 232H76V231H74ZM157 232H159V238H158V233ZM160 232H162V230H161V228L160 229H158L157 231H156V234H155V240L157 241V242H159V240H161V238H163V237H165V234H161ZM22 232H20V235H22L21 234ZM162 233H164V232H162ZM195 233H196V231H195ZM195 233H193V234H195ZM165 239H169L168 237L167 238H164V239H162V240H165ZM64 240V238H62L61 240L59 239V242H58V244H59V246H63V250L65 249L66 251H65V253H63V255L62 256H59L58 258H57V262H58V264H66V263H68V264H70V262H71V264H78L77 263V261L74 259L75 258V255H74V252H75V247L78 245V244H80V242H78L77 240H74V238L73 239H71L70 241H68V242H64L63 241ZM58 241V240H57ZM165 241H167V240H165ZM62 242H64V243H62ZM75 242V243H74ZM78 242V243H77ZM61 243H62V245H61ZM77 243V244H76ZM196 243V244H195ZM195 243H194V245L196 246L197 245V242L195 241ZM67 244V245H66ZM26 245H27V247H26ZM73 245V246H72ZM53 247H49V248H47L46 250H38L37 249V247H36V245L35 244H33L32 242H29V243H26L25 244V249H27L26 251L28 252V250L29 251H31L30 253H27L26 251H25V249L23 250V252L20 254V262H18V264H29V262H30V264H49L48 262H47V260L46 259H48V256H46V254L48 255V253L47 252H51L50 250H52L53 248V251L55 250V244L54 245H52ZM65 246H67V247H65ZM211 246L212 247H215L216 248V246L214 245V244H211ZM33 247V248H32ZM73 247V248H72ZM51 248V249H50ZM31 249V250H30ZM32 249H35L34 251H36V253L32 250ZM25 251V252H24ZM74 251V252H73ZM44 252H45V254H44ZM26 253V254H25ZM23 254L25 255V256H23ZM28 254V255H27ZM43 254V255H42ZM85 255H83L82 256V258L83 259H85V261H87V262H89V261H91L92 263H94L93 261H92V258H91V256L90 255H93V252L92 251H88V252H86V253H84ZM89 254V255H88ZM21 255L23 256V257H21ZM33 256V255H35V256H33V257H31L30 258V256ZM39 255V256H38ZM52 255H53V252H52ZM70 257H69V256ZM72 255V256H71ZM41 256V257H40ZM89 256V257H88ZM44 257V258H43ZM47 257V258H46ZM69 257V258H68ZM106 257V256H105ZM107 257H111V255L110 256H107ZM158 257V255H155L154 256V258L156 259ZM34 258V259H33ZM97 258V257H96ZM95 258V259H96ZM152 259V261H151V263L152 264H154L155 263V259ZM22 259V260H21ZM24 259H26V260H24ZM31 259H32V261H31ZM67 259V260H66ZM69 259V260H68ZM82 259V260H83ZM87 259H89V260H87ZM95 259H93V260H95ZM42 260V261H41ZM46 260V261H45ZM73 260V261H72ZM102 260V261H101ZM69 261V262H68ZM99 261V262H98ZM101 261V262H100ZM22 262V263H21ZM66 262V263H65ZM73 262V263H72ZM159 261H156V263H158ZM91 263V264H92ZM97 263H102V264H107V260H106V262L105 261H103V259H97Z\"/></svg>",
    "mask_w": 264,
    "mask_h": 264
}]
</instances>
